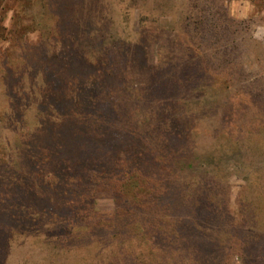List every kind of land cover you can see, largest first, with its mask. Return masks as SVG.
I'll return each mask as SVG.
<instances>
[{
    "label": "rangeland",
    "instance_id": "374dc122",
    "mask_svg": "<svg viewBox=\"0 0 264 264\" xmlns=\"http://www.w3.org/2000/svg\"><path fill=\"white\" fill-rule=\"evenodd\" d=\"M0 264H264V0H0Z\"/></svg>",
    "mask_w": 264,
    "mask_h": 264
},
{
    "label": "trees",
    "instance_id": "16d2710c",
    "mask_svg": "<svg viewBox=\"0 0 264 264\" xmlns=\"http://www.w3.org/2000/svg\"><path fill=\"white\" fill-rule=\"evenodd\" d=\"M28 1V3H30L31 2V0H27ZM33 17V20H35L34 19V16H32ZM37 25H40V23L37 21V23H36ZM136 90H138L140 93H141V91H142V88L141 87H139V88H136ZM131 148V147H130ZM151 151L153 150V147L152 148H149ZM134 153H136V152H134ZM136 154H138V153H136ZM137 156V155H136ZM139 156V155H138ZM136 159V158H135ZM186 159V158H185ZM120 160H122V159H117V160H115V165L114 166H112V168H114V170H109V171H111V172H114V173H122L123 175H126V178H124L123 179V181H122V183L120 184V187L121 188H125L126 186H127V188H128V186H130V187H132L133 188V190H134V193H133V195H136L137 194V187L140 185V183H141V181L143 180L142 179V167H140L139 166V162L138 163H136L133 167L131 166H127V164H126V162H128V161H131L132 160V158L129 156V157H125L123 160H122V162H120ZM135 160H133V162H134ZM104 161H100L99 162V165H101L102 163H103ZM184 162V164L183 165H185L186 167H193V163H192V161H189V162H187V160H184L183 161ZM95 166H98V165H95ZM101 168V170H103V169H105V170H108L107 168H105V167H100ZM91 171L92 172H94V171H96L94 168H89L88 169V174H90L91 173ZM98 173L99 174H102V171H99L98 170ZM103 173H105V172H103ZM141 178V179H140ZM144 244L145 245H147L148 247L149 246H151V242L150 241H146V242H144Z\"/></svg>",
    "mask_w": 264,
    "mask_h": 264
}]
</instances>
